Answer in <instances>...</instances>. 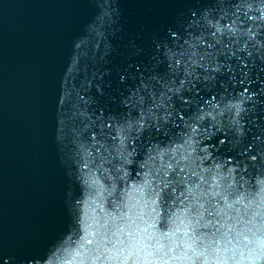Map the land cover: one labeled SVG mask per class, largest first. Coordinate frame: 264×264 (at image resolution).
<instances>
[{
	"label": "water",
	"instance_id": "95a60500",
	"mask_svg": "<svg viewBox=\"0 0 264 264\" xmlns=\"http://www.w3.org/2000/svg\"><path fill=\"white\" fill-rule=\"evenodd\" d=\"M157 148L264 211V0H0V260L80 264Z\"/></svg>",
	"mask_w": 264,
	"mask_h": 264
},
{
	"label": "snow or ice",
	"instance_id": "6c2138e0",
	"mask_svg": "<svg viewBox=\"0 0 264 264\" xmlns=\"http://www.w3.org/2000/svg\"><path fill=\"white\" fill-rule=\"evenodd\" d=\"M146 123L153 127L142 116L136 125H128V131L142 132ZM156 129L160 130L159 125ZM196 131L191 128L192 134ZM183 146L191 147V137ZM167 155L159 148L156 155L149 153L142 167L149 161L155 165L157 156L161 162L145 173L151 181L145 179L125 193L129 203L119 223L105 221L85 228L80 264H264V211L239 207L242 197L231 184L222 188L219 181L209 183L195 170L186 172L189 165L182 166L181 161L189 160L191 152L171 155L165 162ZM142 200L144 207L153 205L149 220H145L148 214L137 210ZM176 204L183 206V215L172 211ZM157 217L159 234L155 231ZM0 261L9 264L7 258Z\"/></svg>",
	"mask_w": 264,
	"mask_h": 264
}]
</instances>
